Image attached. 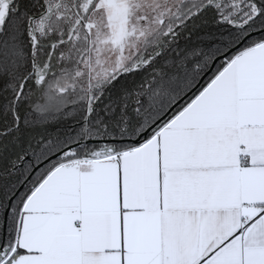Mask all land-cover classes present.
I'll return each mask as SVG.
<instances>
[{"label":"snow or ice","instance_id":"1","mask_svg":"<svg viewBox=\"0 0 264 264\" xmlns=\"http://www.w3.org/2000/svg\"><path fill=\"white\" fill-rule=\"evenodd\" d=\"M0 264H264V0H0Z\"/></svg>","mask_w":264,"mask_h":264}]
</instances>
